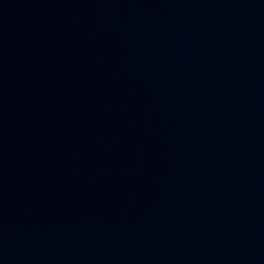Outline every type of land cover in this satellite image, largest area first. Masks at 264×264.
<instances>
[{
    "label": "water",
    "instance_id": "1",
    "mask_svg": "<svg viewBox=\"0 0 264 264\" xmlns=\"http://www.w3.org/2000/svg\"><path fill=\"white\" fill-rule=\"evenodd\" d=\"M0 264H264V0H0Z\"/></svg>",
    "mask_w": 264,
    "mask_h": 264
}]
</instances>
